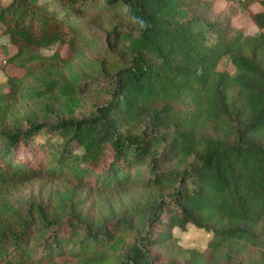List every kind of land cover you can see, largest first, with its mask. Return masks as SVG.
Here are the masks:
<instances>
[{
  "label": "trees",
  "instance_id": "obj_1",
  "mask_svg": "<svg viewBox=\"0 0 264 264\" xmlns=\"http://www.w3.org/2000/svg\"><path fill=\"white\" fill-rule=\"evenodd\" d=\"M217 1L0 6V264H264V0H221L243 8L251 35L228 18L207 21L200 10ZM121 8L136 32L121 38L124 58L93 81L68 84L67 35H81L80 18ZM226 65L233 71L220 70ZM83 95L98 99L90 113L77 109ZM173 98L190 109H156ZM16 100L36 102L39 114L7 124ZM39 178L169 192L138 228L125 219L97 225L74 198L50 209L5 193ZM189 225L212 236L203 252L178 245L174 231Z\"/></svg>",
  "mask_w": 264,
  "mask_h": 264
},
{
  "label": "rangeland",
  "instance_id": "obj_2",
  "mask_svg": "<svg viewBox=\"0 0 264 264\" xmlns=\"http://www.w3.org/2000/svg\"><path fill=\"white\" fill-rule=\"evenodd\" d=\"M10 1L0 0V6L4 7ZM225 6L223 1L218 0L211 10L202 9L200 13L209 22L228 18L234 26L243 28L247 35L257 33V29L252 26L247 13L243 11L241 6ZM252 9L259 11L260 6L255 4ZM78 25L82 29L81 35L78 37L67 35L69 44L61 49V56L66 62L63 75L67 83L72 86L80 85L85 80L93 81L102 71H109L114 62L124 58L123 53L126 52L124 45L126 43L121 40L122 36L124 34H136L135 26L125 8L109 15L96 14L82 17L78 21ZM54 50L55 48L52 51H41V54L50 56ZM3 63L4 61L1 59L0 65ZM220 70L233 71L229 65L220 66ZM0 71L3 73L1 68ZM11 71L17 75H22V71L15 68ZM97 100L93 96L83 95L79 98L80 102L77 109L81 113H90L92 104ZM35 103L21 100L11 103L7 124L20 123L27 117L38 115V105ZM188 103L182 98L165 99L160 101L156 109L160 110L165 107L172 114L179 115L190 109ZM177 167L174 164L166 169L174 170ZM168 192L167 190L143 189L141 186L126 187L118 191L88 190L85 187L76 186L70 178L55 180L39 178L22 185H12L5 191L14 200L42 203L50 206V209H54L60 204L66 205L70 199L74 198L79 202L78 210L86 221L89 220L99 225L104 221L125 219L131 221L137 228L139 224L150 217L158 199L161 196L165 197ZM261 233L264 239V221L261 224ZM174 235L177 237L178 245L181 248L193 249L198 252H203L212 238L210 234L197 230L191 225L187 226L184 232L175 230ZM126 242L122 247L131 243V240L127 239Z\"/></svg>",
  "mask_w": 264,
  "mask_h": 264
},
{
  "label": "crops",
  "instance_id": "obj_3",
  "mask_svg": "<svg viewBox=\"0 0 264 264\" xmlns=\"http://www.w3.org/2000/svg\"><path fill=\"white\" fill-rule=\"evenodd\" d=\"M6 42H7L6 37L2 36V35H1V31H0V45H4V44H6ZM1 59H2V57L0 56V60H1ZM11 70H14V68H13V67H8V68L6 69V72L9 73V74H16V73H13V71H11ZM5 82H6L5 76H4V74L0 71V86H3V85L5 84Z\"/></svg>",
  "mask_w": 264,
  "mask_h": 264
}]
</instances>
